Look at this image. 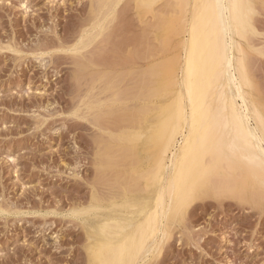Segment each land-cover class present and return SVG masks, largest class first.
<instances>
[{
    "label": "rangeland",
    "instance_id": "1",
    "mask_svg": "<svg viewBox=\"0 0 264 264\" xmlns=\"http://www.w3.org/2000/svg\"><path fill=\"white\" fill-rule=\"evenodd\" d=\"M242 10L231 35L264 114V0L246 26ZM184 16L182 0H0V264L117 263L101 241L145 215L116 207L154 199L163 158L173 173ZM239 154L200 149L134 264H264V178Z\"/></svg>",
    "mask_w": 264,
    "mask_h": 264
},
{
    "label": "bare ground",
    "instance_id": "2",
    "mask_svg": "<svg viewBox=\"0 0 264 264\" xmlns=\"http://www.w3.org/2000/svg\"><path fill=\"white\" fill-rule=\"evenodd\" d=\"M182 3L185 15L182 27L187 35L185 56L174 68L175 74L181 73V79L175 76L171 81L181 89V94L165 149V153L171 152L173 173L165 176L167 164L163 158L161 185L154 199L123 200L116 207L128 216L145 215L144 223L123 238L107 237L101 241L100 245L114 257L116 264H134L149 247V240L164 228V218L188 189L187 182L198 165L201 148L206 164L212 161L214 151L232 153L237 149L239 156L264 178V114L254 101L249 103L244 90L249 84L246 64L244 70L242 59L238 62L236 55L241 46L231 35L243 22L242 0H182ZM246 19L247 0L245 26ZM112 215L113 212L109 213L108 219ZM108 226L102 227L101 232L106 233Z\"/></svg>",
    "mask_w": 264,
    "mask_h": 264
}]
</instances>
